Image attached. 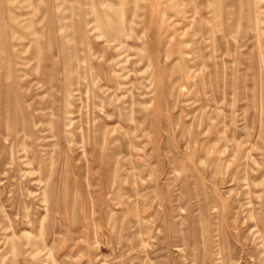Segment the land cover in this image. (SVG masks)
<instances>
[{"label": "rangeland", "instance_id": "374dc122", "mask_svg": "<svg viewBox=\"0 0 264 264\" xmlns=\"http://www.w3.org/2000/svg\"><path fill=\"white\" fill-rule=\"evenodd\" d=\"M0 264H264V0H0Z\"/></svg>", "mask_w": 264, "mask_h": 264}]
</instances>
